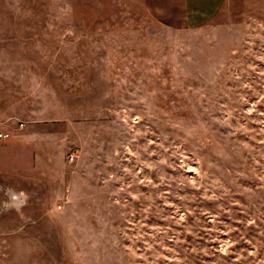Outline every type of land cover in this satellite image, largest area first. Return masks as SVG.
<instances>
[{
    "label": "rangeland",
    "instance_id": "374dc122",
    "mask_svg": "<svg viewBox=\"0 0 264 264\" xmlns=\"http://www.w3.org/2000/svg\"><path fill=\"white\" fill-rule=\"evenodd\" d=\"M35 4L0 0V264H264V0Z\"/></svg>",
    "mask_w": 264,
    "mask_h": 264
},
{
    "label": "crops",
    "instance_id": "0c3cea01",
    "mask_svg": "<svg viewBox=\"0 0 264 264\" xmlns=\"http://www.w3.org/2000/svg\"><path fill=\"white\" fill-rule=\"evenodd\" d=\"M25 1V0H23ZM40 7L41 0H31ZM111 0H107L109 2ZM113 6L119 3L120 7H126L129 16L144 17L170 27L172 29H185L199 27L208 24L224 7L226 0H112ZM28 7V6H26ZM67 30V29H66ZM3 122L0 121V178L4 175L6 158L5 155L18 159L16 139L13 134L5 131ZM34 165L31 168H34ZM40 169V166H39Z\"/></svg>",
    "mask_w": 264,
    "mask_h": 264
},
{
    "label": "built area",
    "instance_id": "2783aa9c",
    "mask_svg": "<svg viewBox=\"0 0 264 264\" xmlns=\"http://www.w3.org/2000/svg\"><path fill=\"white\" fill-rule=\"evenodd\" d=\"M2 133L0 132V138H2ZM76 158V151H73V152H70L68 155H67V159L69 161H73L74 159Z\"/></svg>",
    "mask_w": 264,
    "mask_h": 264
}]
</instances>
